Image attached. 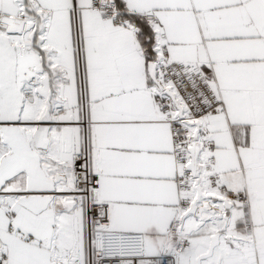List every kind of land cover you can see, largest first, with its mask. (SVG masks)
Segmentation results:
<instances>
[{"label": "snow or ice", "instance_id": "snow-or-ice-1", "mask_svg": "<svg viewBox=\"0 0 264 264\" xmlns=\"http://www.w3.org/2000/svg\"><path fill=\"white\" fill-rule=\"evenodd\" d=\"M0 264H264V0H0Z\"/></svg>", "mask_w": 264, "mask_h": 264}]
</instances>
